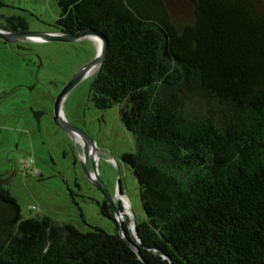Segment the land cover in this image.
Segmentation results:
<instances>
[{"label": "trees", "instance_id": "obj_1", "mask_svg": "<svg viewBox=\"0 0 264 264\" xmlns=\"http://www.w3.org/2000/svg\"><path fill=\"white\" fill-rule=\"evenodd\" d=\"M56 1L61 31L109 39L90 97L134 135L144 259L264 264V3L191 0L179 27L166 0ZM0 264L145 263L118 233L24 218L0 177Z\"/></svg>", "mask_w": 264, "mask_h": 264}, {"label": "rangeland", "instance_id": "obj_2", "mask_svg": "<svg viewBox=\"0 0 264 264\" xmlns=\"http://www.w3.org/2000/svg\"><path fill=\"white\" fill-rule=\"evenodd\" d=\"M166 2L179 27L194 20L191 0ZM257 2L262 7L264 0ZM60 11L56 0H0V26L53 31ZM95 54L90 38L74 42H5L0 38V177L17 198L24 218L49 216L81 231L100 227L116 233L115 219L104 213V199L84 173L80 147L53 120L61 83ZM96 72L67 93L63 113L101 150L98 172L111 192L116 179L111 158L119 162L122 188L141 221L145 213L138 180L131 166L121 160L124 153L134 150V135L121 119V104L107 109L94 105L90 82ZM30 156L33 162L26 163Z\"/></svg>", "mask_w": 264, "mask_h": 264}, {"label": "water", "instance_id": "obj_3", "mask_svg": "<svg viewBox=\"0 0 264 264\" xmlns=\"http://www.w3.org/2000/svg\"><path fill=\"white\" fill-rule=\"evenodd\" d=\"M95 35L98 36L102 40V48L101 50L98 49L96 43L93 41L90 36ZM0 38L4 40L5 42H17L21 40H34V41H63V42H74L76 40H80L82 38H90L96 45V54L94 58L89 61L88 63L84 64L80 68L77 69V71L71 76L69 81L66 83V85L63 87V89L58 93L55 103H54V109H53V120L54 122L62 128L64 131L68 132L70 135H72L73 139L78 142L80 145V148L82 150V153L80 155L81 164L84 170V173L88 179V181L99 189L105 197L109 200L110 204L112 205L113 209L116 211L119 219H120V235L123 237V239L126 241V243L137 253L139 258L145 263L148 264V262L144 259L140 248L143 247L141 243V239L138 235L137 231V218L135 216V213L131 207V213L125 216L119 209L117 208L114 198L111 196L109 191L107 190L102 178L100 177L98 173V158L95 153H98L97 150V144L89 138V136L79 127L69 122L63 113V103L64 98L67 95V93L76 86L81 80H83L86 77H89V72L93 68V66L98 65L97 71L100 69L108 48H109V39L108 37L101 31L95 29V28H85L73 32H64V31H31V30H6L3 28H0ZM76 135L80 137V140L76 139ZM99 155V153H98ZM127 218L130 219V221L133 223L134 232L130 230L129 234L124 230L121 222L123 219L127 220ZM130 229V226H129ZM153 249V248H149ZM156 253H161L163 257L168 258L167 255H165L163 252L154 249Z\"/></svg>", "mask_w": 264, "mask_h": 264}, {"label": "flooded vegetation", "instance_id": "obj_4", "mask_svg": "<svg viewBox=\"0 0 264 264\" xmlns=\"http://www.w3.org/2000/svg\"><path fill=\"white\" fill-rule=\"evenodd\" d=\"M0 28H3V29H6V30H17V29H15V25L13 24V26H0ZM53 31H61L60 30V27L55 23V25H54V30ZM77 41V40H76ZM60 42H63V41H60ZM77 69L78 68H76V69H74L73 71H72V73L69 75V77L66 79V80H64L62 83H61V85H60V90H59V92L63 89V87L66 85V83L69 81V79L71 78V76L77 71ZM86 78H88V77H86ZM86 78H84V79H86ZM83 79V80H84ZM82 81V80H81ZM80 81V82H81ZM79 82V83H80ZM78 83V84H79ZM57 85V84H56ZM57 86H59V84L57 85ZM58 92V93H59ZM58 95V94H57ZM56 97L57 96H55V98H54V103H55V100H56ZM53 109H54V107H53ZM77 139V138H76ZM77 140H79L80 142H81V140H80V138H78ZM75 141V140H74ZM75 143L80 147V145L78 144V142H76L75 141ZM80 150H81V148H80ZM97 150H98V153H99V155H98V153H95L96 154V156H97V158H98V162H99V160H100V157H101V150L99 149V147H97ZM81 153H82V150L80 151V155H81ZM121 160H122V156H121ZM111 161L115 164V166H116V169H115V172H116V179H115V183H114V192H111L110 190H109V188H108V185L107 184H105V182H104V184H105V186H106V188H107V190L109 191V193L111 194V196L114 198V201H115V204H116V206H117V208L119 209V211H121L125 216H127L128 214H130L131 213V206L128 204V199H127V196H126V194H125V192H124V190H123V188H122V183H121V169H120V164H119V162L116 160V159H112L111 158ZM123 161V160H122ZM124 162V161H123ZM125 163V162H124ZM126 164V163H125ZM97 168H99L98 167V164H97ZM99 173V172H98ZM100 175V174H99ZM100 177H101V175H100ZM102 178V177H101ZM88 180V179H87ZM103 180V179H102ZM89 182V181H88ZM90 183V182H89ZM91 184V183H90ZM92 187H94L93 185H92ZM95 189H97L96 187H94ZM97 191L102 195V197H103V199H104V204H103V208H104V213H106V214H110V215H112V217L115 219V221H116V223H117V232L116 233H118V234H120V232H119V230H120V219H119V217H118V215H117V213H116V211L113 209V207H112V205L110 204V202H109V200L105 197V195L99 190V189H97ZM113 213V214H112ZM128 217V216H127ZM121 224H122V226H123V228H124V230L127 232V234H129V232H130V230L132 231V226H133V223L130 221V219L129 218H127V220H125V219H123L122 220V222H121ZM129 226H130V229H129Z\"/></svg>", "mask_w": 264, "mask_h": 264}, {"label": "bare ground", "instance_id": "obj_5", "mask_svg": "<svg viewBox=\"0 0 264 264\" xmlns=\"http://www.w3.org/2000/svg\"><path fill=\"white\" fill-rule=\"evenodd\" d=\"M90 38L93 39V41L96 43L98 49L101 50V48H102V40L98 36H95V35L90 36ZM97 69H98V65L93 66V68L89 72V75L93 74L95 71H97ZM76 138L78 139L80 137L78 135H76ZM132 231L134 232V227L133 226H132Z\"/></svg>", "mask_w": 264, "mask_h": 264}, {"label": "built area", "instance_id": "obj_6", "mask_svg": "<svg viewBox=\"0 0 264 264\" xmlns=\"http://www.w3.org/2000/svg\"><path fill=\"white\" fill-rule=\"evenodd\" d=\"M33 160L34 159L30 156V157H28V158L25 159V162L26 163H30V162H33ZM32 208L36 209L37 207L36 206H32Z\"/></svg>", "mask_w": 264, "mask_h": 264}]
</instances>
